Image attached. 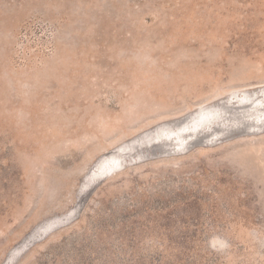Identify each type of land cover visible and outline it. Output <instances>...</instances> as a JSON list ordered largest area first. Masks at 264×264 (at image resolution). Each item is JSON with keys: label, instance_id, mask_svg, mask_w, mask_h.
Segmentation results:
<instances>
[{"label": "rangeland", "instance_id": "374dc122", "mask_svg": "<svg viewBox=\"0 0 264 264\" xmlns=\"http://www.w3.org/2000/svg\"><path fill=\"white\" fill-rule=\"evenodd\" d=\"M0 264H264V0H0Z\"/></svg>", "mask_w": 264, "mask_h": 264}, {"label": "water", "instance_id": "95a60500", "mask_svg": "<svg viewBox=\"0 0 264 264\" xmlns=\"http://www.w3.org/2000/svg\"><path fill=\"white\" fill-rule=\"evenodd\" d=\"M155 147H157V146H155ZM158 148V147H157ZM150 153H148L146 156L148 157V156H154V155H156V153L153 151V150H150L149 151ZM142 157H145V156H142Z\"/></svg>", "mask_w": 264, "mask_h": 264}, {"label": "bare ground", "instance_id": "6f19581e", "mask_svg": "<svg viewBox=\"0 0 264 264\" xmlns=\"http://www.w3.org/2000/svg\"><path fill=\"white\" fill-rule=\"evenodd\" d=\"M240 101H241V100H240ZM200 122H201V121H198V123L195 124L192 128H197V127H199ZM210 122H211V120H210ZM210 124H211V123H210Z\"/></svg>", "mask_w": 264, "mask_h": 264}]
</instances>
